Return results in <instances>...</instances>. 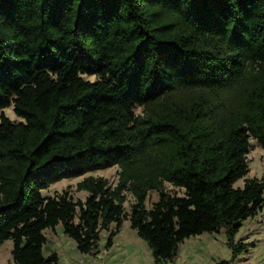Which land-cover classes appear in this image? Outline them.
<instances>
[{
  "label": "trees",
  "instance_id": "trees-1",
  "mask_svg": "<svg viewBox=\"0 0 264 264\" xmlns=\"http://www.w3.org/2000/svg\"><path fill=\"white\" fill-rule=\"evenodd\" d=\"M251 139L264 150V0H0V247L12 241L14 264H58L43 252L58 225L96 256L124 221L154 264L221 231L233 264L264 204V178H246ZM114 166L113 187L77 184L83 201L42 195Z\"/></svg>",
  "mask_w": 264,
  "mask_h": 264
},
{
  "label": "rangeland",
  "instance_id": "rangeland-1",
  "mask_svg": "<svg viewBox=\"0 0 264 264\" xmlns=\"http://www.w3.org/2000/svg\"><path fill=\"white\" fill-rule=\"evenodd\" d=\"M83 77L90 81L98 79V76L95 75H83ZM140 112L141 108H137L136 113ZM4 114L14 122L20 121L12 106L6 108ZM250 143L252 149L247 156L249 172L246 178H264V150L257 145L255 140L251 139ZM119 171V167L114 166L105 170L89 172L78 178L64 179L43 190L42 195L48 197L68 191L74 200L83 201L87 193L76 190V186L81 180L87 176L103 177L113 187L118 181ZM242 185L243 180L236 183V186ZM164 188L177 194L183 192L182 189L174 188L169 183H164ZM158 199L157 192H150L145 202L146 208L151 209ZM134 201L133 196L127 194L124 204L127 213H130V207ZM44 233L47 237V243L43 248L44 255L47 257L53 252L58 253V264H154L151 250L146 242L131 229L129 221H124L110 249L105 248L108 232H101L99 253L96 256L81 254L76 248V243L63 233L61 225H58L55 230L47 229ZM240 239L246 243L254 242L255 245L250 247L247 252L242 253L233 264H264V204L262 211L256 217L242 222L240 231L236 235V240ZM12 247L11 240L6 241L0 247V264H14L11 256ZM230 259L231 250L226 245L225 233L221 231L219 233H204L186 239L180 244L178 257L172 264H221V262Z\"/></svg>",
  "mask_w": 264,
  "mask_h": 264
}]
</instances>
